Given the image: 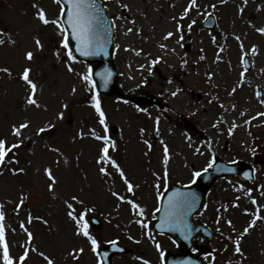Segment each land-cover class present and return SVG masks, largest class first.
Segmentation results:
<instances>
[{"label": "rangeland", "instance_id": "374dc122", "mask_svg": "<svg viewBox=\"0 0 264 264\" xmlns=\"http://www.w3.org/2000/svg\"><path fill=\"white\" fill-rule=\"evenodd\" d=\"M100 1L115 22L114 62L119 74L118 84L133 99L150 100L148 94H152L157 101L139 107L147 109L145 113L126 100L115 97L101 100L108 135L117 146L115 151L109 149V154L121 164L136 187L128 193L111 167L112 176L105 177L98 171L96 159L103 144L91 135V130L95 129L101 135L104 130L89 104V90L78 75L86 72L89 65L77 60L72 65L75 71L69 72L57 60L54 53L60 48L61 35L54 24L45 26L36 19V9L32 5L39 4L50 18L58 16L60 6L55 0H0V29L6 34L3 37L6 43L0 45V68L12 70L11 76L0 72V137L15 142L10 126L27 119L31 125L25 133L33 138L26 139L17 150L19 164L7 165L0 174V204L5 212L6 235L12 255L18 258L24 246H29L46 252L56 264H97L98 255L91 251L85 237L75 234L74 222L66 214L64 199L75 194L85 201V205L95 208L87 218L95 216L99 221L94 227L89 221V232L97 238L100 247L119 238L118 243L128 248L125 253L113 256L112 264H143L145 260L150 264H161L160 250L173 251L175 246L167 236L154 233L149 226L160 198L158 193L173 182L189 183L192 172L206 168L215 153L225 161L243 160L252 164L255 173L251 183L241 176L231 175L214 182L207 195V208H203L197 217L213 232L209 241L213 252L204 260L209 264L214 256L213 264H227L229 260L239 264L242 258L225 239L230 235L234 238L236 233L225 221L231 219L237 232L242 231L260 207L261 219L243 238L241 247L245 254L243 264H264V195L261 194L264 192L261 188L264 164L254 163L256 157L264 160V116L257 115L264 113V103H261L264 99V35L255 30L264 27V0H248L247 4L244 0H227L224 4L219 0H198L200 14L193 10L180 21L185 39L179 44L178 36L168 40L163 37L168 31H176L173 17L179 20L188 0ZM213 4L215 9L210 7ZM241 7L243 14L239 12ZM204 13L215 17L216 23L211 30L201 27ZM192 19L197 23L189 32L187 25ZM9 36L14 44L8 42ZM235 36H240L244 44L247 65L241 62L240 42ZM37 37L44 45L43 49L36 47ZM161 43L167 44L168 48L161 49ZM253 45L256 46L255 55L251 51ZM26 51H33L32 61L25 58ZM217 55L221 59L217 60ZM158 56L163 59L152 65L151 61ZM201 56L204 59H200ZM184 59L188 63L182 67L181 60ZM24 67L32 69L39 108L25 104L27 89L18 76ZM241 72H244L242 83ZM208 73L212 74L211 79ZM144 79L147 84L141 83ZM233 87L237 90L230 95ZM177 88L181 91L172 96L171 92ZM64 104L68 105L67 109ZM60 112H64L63 119L59 117ZM156 117L160 119L159 135L155 131ZM184 119L195 124L207 136L208 143L189 131ZM246 120L250 122L245 123ZM233 122L237 127L229 136L227 130ZM48 123L55 128L37 136V128ZM142 128L145 129L143 134ZM81 132L83 137L79 135ZM145 140L151 143V150ZM164 144L169 148L170 157L166 184L163 180ZM52 148H59L60 152H54ZM19 167L26 171L13 175L10 169ZM45 167H51L58 178L54 193L48 191L50 181L43 172ZM158 176L159 188L156 187ZM248 188L253 189L251 197L257 200L255 205L245 195L244 189ZM113 191L141 205L145 215L139 217L129 203H122L112 196ZM21 193L26 199L17 214L15 209ZM237 197H240L239 207H232ZM85 205H76L77 212L83 211ZM222 205L229 206L227 211ZM245 208L249 209V214L244 212ZM29 211L33 217L48 221L45 224L34 219L30 225L26 224L34 236L31 245L26 244L27 234L20 228V221L27 220ZM218 217L219 224L216 223ZM139 219H143L148 227L142 228L137 223ZM218 227L223 236L217 231ZM157 242L161 245L160 250L155 246ZM196 243L200 245L199 241ZM74 248L84 249L75 260L69 255ZM25 264H46V261L37 252H30Z\"/></svg>", "mask_w": 264, "mask_h": 264}, {"label": "snow or ice", "instance_id": "6c2138e0", "mask_svg": "<svg viewBox=\"0 0 264 264\" xmlns=\"http://www.w3.org/2000/svg\"><path fill=\"white\" fill-rule=\"evenodd\" d=\"M221 4H224L227 2V0H219ZM248 0H244V3L247 4ZM55 3H57L59 7V14L55 18H50L46 12V10L43 7H40L39 4L33 3V8L36 9L35 17L36 19L43 25L47 26L49 24H54L56 26V30L61 35V39L59 41L60 48L54 53L57 60L62 62L68 69L69 72L75 71L73 68V63L77 62V55L88 57V56H96L100 55L104 51V44L107 42L104 40V33L106 32L105 29V20L103 17V11L104 6L98 5L97 0H55ZM126 8L127 5H124ZM211 8L215 9L216 5L213 4L210 6ZM200 6L198 3V0H188L187 6L183 9V12L181 13L179 20H177L176 17H173V20L176 21V31H168L163 39L168 40L170 38H173L174 36H178L177 43L179 44L181 41L185 39L183 35V24L180 22L184 20L186 17L189 16V13L193 10H196L198 14H200ZM239 12L243 14L244 9L241 7L239 9ZM205 17L211 15V13H204ZM114 25V21L112 22ZM197 21L195 19H192L190 23L187 25V29L189 32L192 31L193 26L196 25ZM249 24H251V21H249ZM255 27V26H254ZM255 30L260 33L261 35H264V27H256ZM129 32L132 31L131 28L128 29ZM5 32L3 29H0V45H4L6 43L5 39L3 38L5 36ZM235 39L240 42V49H241V62H245V56L246 53L244 52V44L241 41L240 36H235ZM72 41L75 42L74 47L72 46ZM11 43H15L14 40L11 39L9 36V41ZM213 42L215 43V37H213ZM35 45L39 49H43L44 45L42 44L41 40L37 37L35 39ZM181 47H183L182 44H180ZM117 48L119 45L116 46ZM161 49H167L168 45L161 43L159 45ZM172 52H175V48L171 49ZM221 51H223V48H221ZM252 54L255 55L256 53V46H252ZM67 57V59H64V57ZM25 58L28 61H32L34 59V53L33 51H26L25 52ZM163 58L157 57L156 59L151 61L152 65H155L159 63ZM200 59H204L203 56L200 57ZM221 59L219 55H217V60ZM188 61L186 59L181 60V66L183 67L186 65ZM141 68H144V65H140ZM149 73H152V68H148ZM247 71V69H245ZM0 72L7 73L9 76L12 75V70L9 67L0 68ZM32 69L31 67H24L21 72L18 73L19 79L24 82V85L27 89V97L25 99L26 105L35 106L37 108L40 107V104L36 98L37 93V83L31 78ZM80 80L83 81L84 86L87 90H89L92 95L91 99L89 101V104L92 108H94L96 114L98 115V123L100 126L103 127L104 134H98L95 129L91 130V135L98 141H101L103 146L99 149V154L96 159V164L98 165V171L101 175L108 177L112 176L113 173L109 171V168L115 170V173L119 175L120 179L123 181L124 185L126 186V191L128 193H132L134 191V188L136 187L128 178L124 168L121 166V164L112 156L109 154V149H112L113 151L116 150V143L111 139V137L108 135V123H107V117L104 109L101 105V100L99 97V94L95 91L96 88V81L93 79V69L92 66L89 65L86 72L78 73ZM96 76H100L104 80L105 86L108 83V80L110 79L112 73L105 69L103 72H97L95 73ZM208 78L211 79L212 74L208 73ZM241 76V83L243 81L244 72L240 73ZM147 80H142V84H147ZM169 83H171V80H169ZM141 85H137V87H140ZM239 86V85H237ZM76 88L74 87L72 91L75 93ZM236 87H233L231 90V93L236 92ZM181 91L179 88L176 89V91L171 92L172 96H176L177 93ZM258 96H260V93H257ZM261 103H264V99H261ZM63 107L65 109L68 108L67 104H64ZM223 107V105H221ZM235 108V105L232 106ZM138 111H142L147 113V109L139 108ZM151 115L150 113H148ZM241 115H244V113H241ZM258 116H264V113H257ZM59 117L61 119L64 118V112L59 113ZM252 119H255L253 117ZM250 121L246 120L245 123H249ZM156 127L155 131L156 134L159 135L160 129H159V123L160 119L159 117H156L155 119ZM220 121H217V124H219ZM217 124H213V127H217ZM31 125V122L27 119H25L23 122L20 123H13L10 126V132L13 137H16L15 142H10L7 137H0V174H3L4 168L9 164H19V160L17 159V150L21 148L22 145L25 144V140H32L33 138L31 136H27L25 133V130L28 129ZM237 127L235 122L232 123V126L228 128V135L231 136L233 134L234 129ZM55 128V125L48 123L47 125L43 127H38L36 130V135L39 136L41 133H45L48 131V129ZM141 134L145 132V129H141ZM81 137H83L84 133H79ZM75 139V138H74ZM190 139V138H189ZM145 144H147L149 150H151L152 145L149 141L145 140ZM161 143H164L161 141ZM211 143V141H209ZM54 152L59 153V148H52L51 149ZM197 152H200L199 148L196 149ZM202 154V153H201ZM169 148L167 144H164L163 148V163L165 165L164 173H163V180L165 184L167 183L169 172L167 169V163L169 161ZM57 165H59L60 161H56ZM67 163V160L65 161ZM214 161H210L206 168L202 170H194L192 172L191 178L189 180V183H195L196 179L201 176L202 171L207 172L209 168L213 167ZM10 171L13 175H16L18 173H24L26 170L23 167L19 168H11ZM228 171H234V169H228ZM44 174L47 176L48 180L50 181L47 185L48 191L54 193L55 186L58 183V178L53 173V169L51 167H45L43 169ZM154 175H156L154 173ZM249 173L245 172L244 176L249 177ZM159 176L157 177V184L156 187H160L159 183ZM243 189V185L240 186ZM261 188H264V185L261 186ZM253 189L248 188L244 189L245 195H248L251 198V202L255 205L257 204V200L254 197H251ZM264 195V192L261 193ZM111 195L116 197L117 200L124 203H129L132 206V209L139 217H143L145 215L144 209L136 203L134 200L126 197L125 195L120 194L119 192L113 191L111 192ZM162 195L158 193V197ZM25 195L23 193L20 194L19 203L16 204V212L19 214V210L25 203ZM240 197H237L236 203L232 204V207H239L238 201ZM199 197L195 193L191 192H181L179 190L173 192L171 195L168 196L167 201H161V205L157 208H155V212H163V215L160 216V223L157 225V227L161 229H170L172 231H179L185 240H188L192 232L194 231L193 227L188 223V217L193 213V211L197 207ZM64 203L67 208V216L70 218L71 221L74 222V231L75 234L78 236H83L87 239V241L90 244L91 251L94 254L98 255L97 264H104V260L102 257L98 254V249L100 247V243L97 240L96 237L90 234L89 232V219L87 218V214L89 212L95 211L94 207H88L85 205V201L81 199L78 195H71L70 198H65ZM76 205H85L84 210L77 212ZM119 207V204L117 205ZM222 208H224L225 211L228 209V205H222ZM204 208H207V205H204ZM219 211V210H218ZM244 212L246 214H249V209L245 208ZM261 208L257 207L256 212L253 215L252 219L247 223V225L243 228L242 231L237 232L233 221L231 219H227L225 222L232 228L233 233L235 234V237L233 236H227L225 237L226 240L230 241L234 248V253L239 255L242 259L239 261V264H243V258H245V254L243 252V249L241 247V242L243 238L249 234L250 230L253 229L257 223V220L261 219L260 216ZM34 219L41 220L43 223L48 224V221L45 220L43 217H33L32 213L29 211L27 215V220H21L20 221V228L27 234V245H31L34 236L32 231L29 230V228L26 226V224L30 225ZM137 223L141 225L142 228H147L148 225L143 221V219L137 220ZM217 224L220 223V218H217L216 221ZM15 231V229H13ZM218 232H221V235L223 236V232L218 227ZM149 238H152L149 235ZM117 238L116 240L109 241L110 244L113 246L117 245L118 242ZM129 239H133L131 236H129ZM138 242V241H137ZM157 250L161 249V245L159 242L156 243ZM228 245H225V250H227ZM193 252H197V248H192ZM30 252H37L40 257H42L46 264H56L55 260L46 252L39 250L36 247H29L24 246V250L22 254H20L17 257H14L10 251V244L7 239L6 235V225H5V212L3 211V205L0 204V264H25L26 260L29 258ZM84 252L83 248L72 249V251L69 253V255L72 257V259H78L79 255ZM103 256H107V253H104ZM160 258H161V264H164L165 259V253L164 251L160 250ZM138 259H140L138 257ZM205 259H209L208 255L205 256ZM215 260V257H212V260L209 261V264H213ZM143 264H150L149 261L145 260L143 261ZM179 264H196L195 261L192 259H186L183 261H180ZM227 264H232V261L229 260Z\"/></svg>", "mask_w": 264, "mask_h": 264}, {"label": "water", "instance_id": "95a60500", "mask_svg": "<svg viewBox=\"0 0 264 264\" xmlns=\"http://www.w3.org/2000/svg\"><path fill=\"white\" fill-rule=\"evenodd\" d=\"M104 13L105 12L103 11V17L105 20ZM105 29H106V32L104 33V40H106L107 42L104 44V51L100 55L88 56V57L80 56L79 54H76V55L78 58L88 60L90 62L95 63V65L92 68L93 69V77L95 78V80L97 82L98 89L102 93H105L107 95H112L113 93H115L117 95L123 96L122 94H120V92L118 90L119 86L115 85V80L117 78V75H116L114 65L112 62V53H113V47H112V43H111L112 35H111V33H108V26L106 23H105ZM74 44H75V42L72 41L73 47H74ZM105 69H107L108 71H110L112 73V75H111L110 79L108 80V83L106 86L104 84L103 78L95 75V73L103 72V71H105ZM218 162H219V159L216 158L215 164H214L212 170L208 171V172H202L201 176L198 178L196 183L189 185V186H186V187H181L178 185H170L169 188L164 193V196L162 199V201H164V202L167 201V198L169 195H171L173 192H175L177 190H179L181 192L195 193L199 197L196 209L188 217V223L194 229L191 237L196 235V234H202L201 229L203 228V226H201V225L196 226L194 224L192 216L195 213H197L199 208L203 205L204 199H205V192L209 189L212 182L214 181V179L218 175L224 174L226 172L237 173L241 169H244L242 174L244 175L245 172H248L250 175L247 178H249V179L252 178V170H250V168L247 165H244L240 162L235 163V164H230V165H226L224 163H221L222 170H220L218 168V165H217ZM228 169H234V171H228ZM162 215H163V212L157 213L156 218L152 221L153 228L157 231H160V232H163V233L170 235L176 241L178 247L180 248V254H176V255L167 254L166 255L165 264H179L180 261H183V260H186L189 258L192 259L193 261H195L196 264H202L200 261H197L195 259V256L190 251L191 246L187 241H189L191 239V237L188 240H185L183 235L179 231H172L170 229H166V228L161 229V228L157 227V225L160 223L159 218ZM208 237H209V235L206 236V238H208Z\"/></svg>", "mask_w": 264, "mask_h": 264}]
</instances>
